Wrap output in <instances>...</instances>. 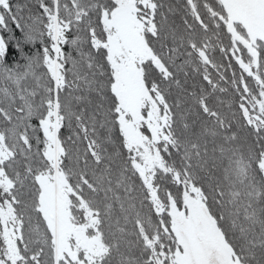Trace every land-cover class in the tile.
I'll list each match as a JSON object with an SVG mask.
<instances>
[{
	"label": "snow or ice",
	"instance_id": "1",
	"mask_svg": "<svg viewBox=\"0 0 264 264\" xmlns=\"http://www.w3.org/2000/svg\"><path fill=\"white\" fill-rule=\"evenodd\" d=\"M0 264H264V0H0Z\"/></svg>",
	"mask_w": 264,
	"mask_h": 264
},
{
	"label": "trees",
	"instance_id": "2",
	"mask_svg": "<svg viewBox=\"0 0 264 264\" xmlns=\"http://www.w3.org/2000/svg\"><path fill=\"white\" fill-rule=\"evenodd\" d=\"M216 55H217V60H219V59H220V56H219V54L217 53Z\"/></svg>",
	"mask_w": 264,
	"mask_h": 264
}]
</instances>
